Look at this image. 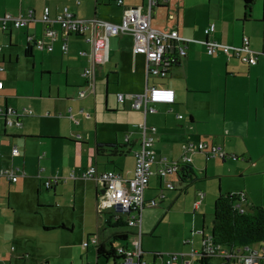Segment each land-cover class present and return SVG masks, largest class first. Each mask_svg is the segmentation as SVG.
I'll return each mask as SVG.
<instances>
[{"label": "crops", "instance_id": "crops-1", "mask_svg": "<svg viewBox=\"0 0 264 264\" xmlns=\"http://www.w3.org/2000/svg\"><path fill=\"white\" fill-rule=\"evenodd\" d=\"M143 3V12L146 13L147 0H124V5H118L117 0H0V68H2L0 81L3 82V87L0 88V172L4 168L14 167L18 161L20 167L17 168L22 173L15 182L0 173V264H44L43 262L52 264L46 252H41L48 249L45 239L50 236L64 238L65 233H70V227L65 221L58 222L57 225L45 223L44 220L31 219L32 217H29L31 213L26 209H17L9 191L12 186H20L22 178L24 183L21 186L34 181L40 191L44 186L47 190H52L54 195H57L59 184L67 180L62 188L73 185V193L77 199L80 195L83 206L90 200L93 208L95 205L98 207L97 199L102 191L100 184L83 177L77 179L74 175L70 176L72 178H61V173H65L64 168L60 172L49 170V165L55 159L52 150L56 149L55 145L47 142L49 139L64 137L66 141L74 143V152L80 157L82 164L84 162L82 153L87 148L89 156L87 168L96 166L100 171L114 169L125 178H131L134 175L136 152L141 147L140 124L146 121L148 126L157 128L153 135L154 150L158 158L181 159L184 153L182 146L188 142L222 146L226 156L220 157V160L215 157L217 155L209 156L204 151H188L196 178L190 181L191 184L199 179L198 174L203 173L204 177H208L209 169H213L216 164L225 166L228 161L229 169L232 170L233 167L234 179L227 181L236 187L228 189L227 192H243L248 205L264 206V28L259 31L260 27L252 24L253 20L260 19L262 4L261 21L264 22V0H255L253 7L255 17L252 16L249 21L243 20L245 9L242 0H160V4L153 7L152 26L163 32L177 31L180 39L174 40L175 48L177 52L182 48L186 51V55L180 56L179 63L172 66L164 77L150 76L148 80L146 79L147 58L145 54L133 52L134 42L130 33L108 37V60L97 67L94 88L89 86L87 78L82 74L84 68L91 62L92 42L89 40V33L85 35L66 33L60 29L58 23L53 22L52 27L63 35L62 38L67 39L68 51H63V39L58 38L52 41V50L35 46L27 55L30 38H41L44 34L46 25L41 22V18L46 6L50 7L52 17L64 7H68L81 19L98 18L120 23L125 5L135 6ZM202 8L208 15L203 21L200 20L201 15L198 12V9ZM27 9L34 10L36 20L30 22L26 28H17L13 23L1 19L7 15L20 17ZM210 24H215V30L207 36L205 29ZM247 32L251 36L249 37L252 49L261 52L256 56L257 63L254 65L244 64L238 58H229L221 51L218 52L219 56L218 53L209 55L206 52L207 39L237 47L241 45ZM81 51L86 53L81 54ZM104 81L105 104L115 113L113 117L120 121L118 125H111L112 133H115V142L126 144L127 147L124 154L114 156V160L111 159L112 163L105 162L103 165L100 163L96 145L98 142L106 141L100 137L98 130L94 135L89 126L93 120L92 116H98L100 97L103 98L100 92L102 93L104 89ZM98 83L101 84L99 94L96 90ZM147 86L174 89L176 101L172 104H157L154 113L145 115L143 107L135 109L130 104L131 97L142 94ZM78 87L84 91L82 95L74 93ZM112 93L115 96H112ZM118 94H125L129 98L121 102L117 98ZM11 110L17 113H24L26 110L33 112L17 119L14 115L7 114ZM9 119L13 123L9 124ZM76 127L82 129L86 127L88 132L84 129L82 137L75 131ZM15 146L20 154L13 156L12 150ZM94 150L95 154L92 156ZM211 157L215 160L211 161ZM82 164L80 170H84ZM157 167V164L153 166L154 174L150 176L149 186L145 191L146 207L156 206L165 198L171 207L179 197L174 192H167L172 189L167 188L166 184L170 181L178 188L176 182L180 181V186L183 185L180 174L177 172L169 175L174 177V179L171 177V180L169 176L167 179H161L155 172ZM58 174L61 177H57ZM211 175L221 177L224 184L226 175L216 173ZM57 178V183L47 187L48 181ZM235 178L242 180V183H238ZM70 180H73V184ZM219 193L208 191L196 207L197 194L193 202L194 209L198 210L208 201L215 200ZM45 197L49 198L47 193ZM152 201H156V204L152 205ZM39 202L50 204L47 200ZM104 212L110 215L107 220L110 226L117 221L127 225V219L125 221V216L128 218L127 213L115 208ZM204 219L205 217L199 231L201 242L207 236L204 233ZM122 232L128 234V231L124 230L115 233ZM115 233L104 241L99 239L100 243L105 242L107 248L110 241L114 242L116 248L128 247V240L116 245L117 240L113 236ZM137 233L138 228L136 236ZM209 236L213 237L212 231ZM88 238L89 236L86 237ZM32 241L36 242V251H40L37 263L28 259L29 245L25 244ZM189 241L191 242L190 239L183 238L182 242L188 244ZM148 243L144 235L142 244ZM251 247L241 250L245 255L262 251L259 245L256 251L248 252ZM194 252L198 251L182 253L195 264L193 258L198 254ZM144 254L143 259L147 261ZM160 256L154 254L152 261L147 263H163L166 258L163 255L159 261L157 259ZM97 258L100 259L102 256L99 257L97 254ZM110 259L113 260V264L122 260L120 256L116 260L114 258L106 260ZM59 264H65V261ZM175 264H182V261L178 259Z\"/></svg>", "mask_w": 264, "mask_h": 264}, {"label": "built area", "instance_id": "built-area-1", "mask_svg": "<svg viewBox=\"0 0 264 264\" xmlns=\"http://www.w3.org/2000/svg\"><path fill=\"white\" fill-rule=\"evenodd\" d=\"M148 9L147 12H143V8L134 5H125V11L122 21L120 23H114L104 21L98 18L81 19L78 18L68 7H64L55 17L51 16L50 7L46 6L43 10L41 22L45 26L44 34L41 38H30V41L35 43V46L40 49H53L52 41L58 38H62L60 32L53 28V22L60 25V29L63 32L71 34L89 33V40L92 42V50L90 56V66L85 69L83 75L87 78L89 86L94 88V76L96 69L99 65L104 64L108 60L109 56V38L112 35L130 33L133 39V52L136 54H145L148 62L146 79L150 76L165 75L168 73L172 65L170 62L179 61L180 56L186 55V51L182 48L177 52L175 48V41L180 37L177 31L163 32L152 26V12L153 7L159 3L158 0H147ZM118 5H124L123 0H117ZM5 22H11L17 28L26 27L29 22L36 20L35 12L33 9L28 10L20 17H13L7 15L5 18H1ZM215 24H211L206 33L214 31ZM62 49L68 51L67 39L62 38ZM176 49V51H175ZM208 53L213 54L218 51H222L227 55H233L239 57L243 62L249 64H255L257 57L255 52L251 49V42L248 36H244L240 46L231 47L228 45L219 43L216 40H212L207 45ZM81 54L86 52L81 51ZM2 69V68H0ZM148 80V79H147ZM3 82L0 81V88L3 86ZM84 91H80L82 95ZM119 101L124 102L129 98L125 94H118ZM132 105L135 109H141L143 107L145 115L154 113L157 104H172L176 101V92L172 88L159 87V86H147L142 94L131 97ZM32 110H26L24 113H17L14 110L9 111V115H14L17 119L22 116L32 114ZM182 117V116H180ZM13 123L10 119L8 123ZM19 124V122L17 123ZM141 129V147L136 152V164L134 175L131 178H125L120 173L113 170L100 171L96 166H91L82 174L85 179L94 180L102 187L103 191L98 195V209L99 212H104L111 209L121 210L128 214L127 224L131 227L138 228L137 237L140 238L142 232V210L146 204L145 191L149 186L150 176L154 174L153 166L158 165L155 171L161 179L177 173L180 170V163H191L192 158L188 154V151H204L208 152L209 156L225 157V151L218 145L210 146L205 142L186 143L182 147L184 153L179 160H169L166 157H157L154 150L155 136L153 135L157 128L150 127L146 124V121L140 124ZM128 139V135H127ZM1 154V152H0ZM20 151L15 146L12 150V155H19ZM19 168L9 167L1 170V175L8 178L10 181H17L19 179ZM53 183H57L58 178L50 180ZM47 182V187H50L52 183ZM166 187L173 189L175 184L167 181ZM205 193L200 191L198 193V199L196 207L201 203ZM152 205L156 204V201H152ZM118 218V217H117ZM212 239V236H208ZM89 244L99 245V238L97 236L89 237L84 242V248L89 247ZM207 253H215L218 247H214L213 244H204ZM143 249L139 247L135 251L129 250L127 246H121L117 248V254L121 256V264H175L178 259L182 261V264H193L192 260L187 257L185 253L170 254L166 260L162 262L147 263L143 259ZM219 252L228 257L225 249H219ZM163 256L162 254H158ZM264 256L260 252H251L250 254H242L241 260L244 264H259L263 260Z\"/></svg>", "mask_w": 264, "mask_h": 264}, {"label": "rangeland", "instance_id": "rangeland-1", "mask_svg": "<svg viewBox=\"0 0 264 264\" xmlns=\"http://www.w3.org/2000/svg\"><path fill=\"white\" fill-rule=\"evenodd\" d=\"M198 12L202 16H200L201 21L207 18L208 15L206 14L204 8L198 9ZM252 16L255 17L254 9L252 12ZM262 18L263 4L260 8V19L253 20L252 23L255 26L260 27L259 31L264 28V22L261 21ZM247 36H250L248 32ZM219 54L220 53H218L217 56H219ZM224 58L226 59V57ZM89 66L90 65L85 67L83 72ZM77 89L78 90L74 92L76 95H78L80 93L79 91L82 90L80 87H78ZM96 90H98L99 94V91L101 90L100 83H98ZM105 92L106 84L104 81V89L102 93L100 92V95L102 94L103 98L100 97L98 116H92L93 120L89 128L94 135L98 130L101 134L100 137H103L106 143H110L108 141L115 142L116 140L115 133H112L111 125H118L117 123L120 121L117 120L116 117H113L115 116V113L110 111L109 105L108 107L106 106ZM113 95L115 96V94L112 93V96ZM80 107L82 108L83 106ZM1 126H3V123L1 124ZM84 129L86 130V127ZM84 129H82V127H76L75 131L79 132V135L83 137L84 135H82V133H84ZM71 140L82 141L77 139ZM48 141L52 145L56 146V149L52 150L55 159L54 162L49 165V170L53 172H60L62 171V168H64L65 173H61L62 177L59 174L57 175V177L67 178L71 175H74L75 177H77V179L82 178L83 172H85L86 168L88 167L87 163L89 156L87 154V148H85V151L82 153L84 155V162L82 164L80 157L74 152V143H72L71 141H66L64 137L49 139L47 140V142ZM92 147L95 149L94 143H92ZM45 151L49 152L48 149H45ZM94 154L95 150L93 151L92 156ZM215 157L218 160L221 159L220 156ZM99 159L101 161L100 163L102 164L107 162V157L99 156ZM210 160H215V158L211 157ZM16 162L17 163L14 167H20V163L18 161ZM214 162L216 164V161ZM81 164L83 165V169L85 171L80 170ZM229 168L230 167L228 165V161L227 165L225 166L216 164L213 169H209V173H207L209 175L208 177H204L203 173L198 174L199 179L196 180L193 184L190 183L180 186V181L176 182V179L174 181L172 180L173 182H176L178 188L176 190H167V192H174L176 196L179 197V200L175 201L170 207L168 199L165 198V200L159 202L158 205L146 207L144 210H142L143 226L140 238H137L136 236L137 228L135 227H130L128 225L118 227L110 226L107 223V220L110 218L109 213L99 212L97 205H95V208H93V206H91L90 200H88L86 206H83L81 203L80 195L77 199V196L73 193V185H69L70 187L68 186L65 188L61 187L63 184H65V182H67V180L62 181V183L59 184L57 195H54L52 190H47L44 186L42 187V191H40L34 181L27 182L24 186H21V184L24 183L23 178L21 179L22 182L20 181V186H12L9 192L12 193L11 199L12 202L17 205V209L28 210L31 213V216H29L32 217L31 219L41 221L44 220L45 223H54L55 225H57L58 222L61 223L62 221H65L69 225L70 233H65L64 238H60L58 236H50L49 238L45 239V244H47L48 249H43L41 252H46L47 257L50 258L52 264H59L63 261H65V264H113L112 259H110L109 261H107L104 257L98 259L96 253V245L89 244L88 248L90 249L87 250L86 248H84V242L87 236L97 235L100 240L104 241L118 230L128 231L129 239L127 244L129 250L135 251L136 249L141 247L145 253L144 258L150 262L152 261L154 254H163L165 258H167L170 254L201 251L202 242L201 234L199 233V231L203 226V218L205 217L204 233L207 236L211 234L213 228L212 226L214 220V208L216 199L208 201L206 205L204 204V206L200 207V209L198 210L194 209V199H196V195L200 191L205 193H208V191H213L214 194H216L220 191H222V193H229L227 192L228 189H234L236 185L227 181L234 179L232 177L233 167L232 170ZM26 171L27 173H29L28 169ZM211 173L226 175L223 180L224 184L221 177L212 176ZM18 174L22 173L18 172ZM171 177L172 176H169V180H171ZM172 179H174V177H172ZM235 179H237L238 183H242V180H240L239 178ZM70 181L71 183L73 182V180ZM46 193L49 196L48 199L45 197ZM73 194L75 195V201ZM5 200L7 201V190L5 191ZM39 200H47L50 204H44L42 202H39ZM19 215H21L20 212ZM126 219L127 218L125 216V221ZM144 235L146 241L148 240L149 242L148 244H142V238ZM183 238L186 240L190 239L191 242L189 241L188 244H184L182 242ZM120 242L125 243V241L117 240L116 245H121L119 244ZM179 242L181 244H179ZM25 245H29L28 259L30 260V262H33L34 260L37 263L39 261L38 253L40 251H36V242L32 241V243ZM251 246L252 247L248 249V252L256 251L259 248V244H257L256 242ZM193 259L195 264H200L199 254L195 255ZM157 260L161 261V256ZM208 261L209 264H224L225 262L222 257L216 255L214 257H209ZM43 263L47 264V262ZM229 263L234 264L233 261H230Z\"/></svg>", "mask_w": 264, "mask_h": 264}, {"label": "trees", "instance_id": "trees-1", "mask_svg": "<svg viewBox=\"0 0 264 264\" xmlns=\"http://www.w3.org/2000/svg\"><path fill=\"white\" fill-rule=\"evenodd\" d=\"M158 1L160 2V0ZM243 1H244L243 4H244V9H245L243 20L249 21L252 17L255 0H243ZM159 4L160 3H157L156 5H159ZM28 25L26 27H28ZM26 27H23V28H26ZM206 29H205V33H206ZM210 33H206V35L208 36ZM76 35H82V34H76ZM210 41L211 40L207 39L205 41L206 45H208ZM32 47H35V43H33V41H30L29 46L27 48V55L28 53L30 54V52L32 51ZM253 51L255 52L256 56L258 55V53H261L255 50ZM218 52L213 53V54H217ZM208 54L210 55V53ZM227 56L229 58L233 57V58H238L239 60H241L239 57L234 56V54L227 55ZM241 62L244 64H249V63L243 62L242 60ZM170 63L172 66H175L179 63V61L170 62ZM249 65H254V64H249ZM167 74L157 75L155 77H164ZM126 147H127L126 144H119V143H99L98 142L96 145L98 156L107 157L106 163H112L113 161L111 159L114 156L124 154L126 151ZM206 153L208 154V152ZM178 172L180 174L181 184L183 185L185 183H190V181H194V179H196L195 174H194L195 172L192 167V163H180V170ZM50 183H52L51 185L54 184L52 181H50ZM173 189L176 190L177 188L174 187ZM246 201L247 199L244 198L243 192L232 193L231 191L229 193H222V192L219 193L218 197L215 200L214 220H213V226H212L213 227L212 228L213 237L212 239H209L208 236H205L202 241L203 244H202L201 251L194 252L201 256L199 260L200 264H209V261H208L209 256L214 257L215 255L222 257L225 260L224 264H230L229 263L230 261H233L234 264L235 263L244 264L243 261L241 260V256L242 254H245V253L241 249L249 247L252 244H255V242L261 246L262 251L260 252V254L264 256V206L263 205H252L251 206V205H248ZM146 204H147V201H146ZM146 204L144 208L146 207ZM123 225H125V223H121L120 221H117L112 226L118 227V226H123ZM113 236L115 240H121V241H127L129 238L128 234L125 232L115 233ZM89 237H92V236H89ZM205 243H208V244L210 243V244H213L214 247L215 246L218 247L216 252L207 253L206 247L204 245ZM96 248H97L96 250H97V254L99 257L102 256L106 259L114 258L115 260L119 258V256L117 255V248L114 246L113 241H110L109 248L106 247L105 242L100 243L99 241V245L96 246ZM86 249H88V247ZM219 249H225L227 251V253L225 254L229 253L228 257L220 253ZM262 259L264 260V257ZM263 260H261L259 264H264ZM115 264H121V262L116 261Z\"/></svg>", "mask_w": 264, "mask_h": 264}, {"label": "water", "instance_id": "water-1", "mask_svg": "<svg viewBox=\"0 0 264 264\" xmlns=\"http://www.w3.org/2000/svg\"><path fill=\"white\" fill-rule=\"evenodd\" d=\"M135 6H138V7H140V6H141L142 8H144V3H143V4H141V5H135ZM81 91H83V90H81ZM102 191H103V189H102ZM102 191H101V192H102ZM212 235H213V234H212Z\"/></svg>", "mask_w": 264, "mask_h": 264}]
</instances>
